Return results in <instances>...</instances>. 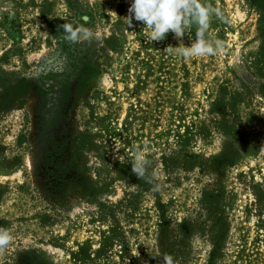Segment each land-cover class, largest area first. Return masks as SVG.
I'll list each match as a JSON object with an SVG mask.
<instances>
[{
  "label": "rangeland",
  "instance_id": "obj_1",
  "mask_svg": "<svg viewBox=\"0 0 264 264\" xmlns=\"http://www.w3.org/2000/svg\"><path fill=\"white\" fill-rule=\"evenodd\" d=\"M205 2L230 21L213 17L206 34L225 48L185 59L165 50L172 33L153 43L128 26L131 0H0V228L13 236L0 264H264V0ZM66 22L99 41L63 40ZM66 46L82 85L40 135L37 95L12 88L57 71ZM57 138L62 191L42 160ZM135 147L158 191L132 173Z\"/></svg>",
  "mask_w": 264,
  "mask_h": 264
},
{
  "label": "clouds",
  "instance_id": "obj_2",
  "mask_svg": "<svg viewBox=\"0 0 264 264\" xmlns=\"http://www.w3.org/2000/svg\"><path fill=\"white\" fill-rule=\"evenodd\" d=\"M127 24L133 26V19L141 23L147 29L145 33L151 42L163 41L169 33L173 38L180 41L178 46H167L168 54L179 56L185 59L199 58L210 55H217L222 52L225 45L220 40H210L207 33L210 29L213 17L221 22H230L219 7L205 0H131L128 8ZM51 18V17H50ZM86 20V18H84ZM63 30V40L71 44H89L93 40L99 41L100 36L88 27L76 23H63L60 25ZM195 29V39L190 46L183 43V37ZM145 145V149H146ZM150 161L147 159L146 151L135 147L131 165L132 173L140 180L152 184L153 189L158 191L160 185L156 183L158 176L155 173L149 174L147 169ZM12 234L0 228V253L7 250L12 243ZM158 264H174L170 255H163L159 258Z\"/></svg>",
  "mask_w": 264,
  "mask_h": 264
},
{
  "label": "trees",
  "instance_id": "obj_3",
  "mask_svg": "<svg viewBox=\"0 0 264 264\" xmlns=\"http://www.w3.org/2000/svg\"><path fill=\"white\" fill-rule=\"evenodd\" d=\"M262 13L259 18L258 30L262 37V43L257 53V64L264 66V5H259ZM67 47V49H66ZM65 47V60L63 66L57 71H42L33 78H18L16 85L12 88L14 97H21L29 92H34L37 97L35 115L37 116L39 134H44L51 130H57L60 124L67 119V105L73 93L82 85L77 56L74 49ZM70 48V49H69ZM262 70V69H261ZM260 76H264V72ZM264 93V84H261ZM240 95L239 92H236ZM66 140L57 138L46 148L42 155L44 165L49 169L54 178L49 184L52 189L62 191L68 168L64 164L62 155L64 153ZM53 169V171H52ZM27 264H38L33 259Z\"/></svg>",
  "mask_w": 264,
  "mask_h": 264
}]
</instances>
